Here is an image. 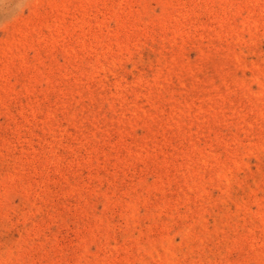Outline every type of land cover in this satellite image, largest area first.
<instances>
[{
    "label": "rangeland",
    "instance_id": "374dc122",
    "mask_svg": "<svg viewBox=\"0 0 264 264\" xmlns=\"http://www.w3.org/2000/svg\"><path fill=\"white\" fill-rule=\"evenodd\" d=\"M0 264H264V0H3Z\"/></svg>",
    "mask_w": 264,
    "mask_h": 264
},
{
    "label": "clouds",
    "instance_id": "9594fccd",
    "mask_svg": "<svg viewBox=\"0 0 264 264\" xmlns=\"http://www.w3.org/2000/svg\"><path fill=\"white\" fill-rule=\"evenodd\" d=\"M3 2V0H0V3H2Z\"/></svg>",
    "mask_w": 264,
    "mask_h": 264
}]
</instances>
